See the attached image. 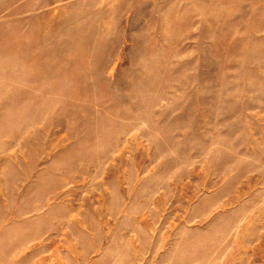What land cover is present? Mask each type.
I'll list each match as a JSON object with an SVG mask.
<instances>
[{"label": "rangeland", "instance_id": "1", "mask_svg": "<svg viewBox=\"0 0 264 264\" xmlns=\"http://www.w3.org/2000/svg\"><path fill=\"white\" fill-rule=\"evenodd\" d=\"M0 264H264V0H0Z\"/></svg>", "mask_w": 264, "mask_h": 264}]
</instances>
